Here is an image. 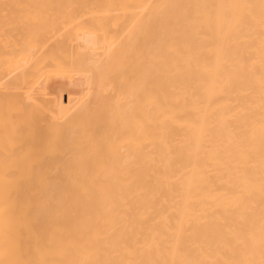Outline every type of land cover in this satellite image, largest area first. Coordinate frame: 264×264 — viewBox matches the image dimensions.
Wrapping results in <instances>:
<instances>
[{"label": "bare ground", "instance_id": "1", "mask_svg": "<svg viewBox=\"0 0 264 264\" xmlns=\"http://www.w3.org/2000/svg\"><path fill=\"white\" fill-rule=\"evenodd\" d=\"M0 264H264V0H0Z\"/></svg>", "mask_w": 264, "mask_h": 264}]
</instances>
